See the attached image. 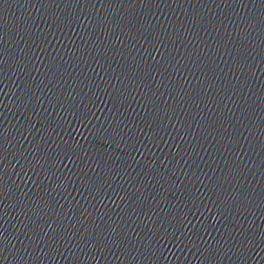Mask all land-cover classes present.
<instances>
[{
	"label": "water",
	"instance_id": "1",
	"mask_svg": "<svg viewBox=\"0 0 264 264\" xmlns=\"http://www.w3.org/2000/svg\"><path fill=\"white\" fill-rule=\"evenodd\" d=\"M0 264H264V0H0Z\"/></svg>",
	"mask_w": 264,
	"mask_h": 264
}]
</instances>
